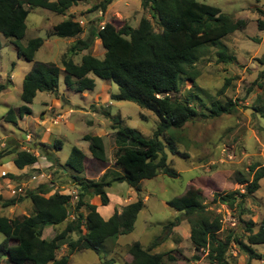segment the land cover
<instances>
[{"label":"rangeland","instance_id":"1","mask_svg":"<svg viewBox=\"0 0 264 264\" xmlns=\"http://www.w3.org/2000/svg\"><path fill=\"white\" fill-rule=\"evenodd\" d=\"M104 1L80 2L71 7L65 15L34 7L26 21V36L19 42L25 45L30 38L44 39V44L37 51L33 61L18 56L15 39L3 38V47L0 50V85L5 84L6 88L0 91V151L5 154L0 161L11 159L12 151L21 146L33 149L39 157L37 167H29L19 174L10 171L8 161L5 163V174L1 175L0 172V175L7 179L4 185L10 189L8 197H20L29 189L45 182L52 186L50 194L55 191L72 194L74 207L73 201H77L78 195L77 186L59 165L65 164L73 146H78L87 154L83 175L98 179L103 174V167L119 169L115 163L118 146L114 125L135 128L147 138L152 137L157 128L158 116L153 111L142 108L135 102L119 101L112 97L114 93L119 92V86L112 80L90 74L96 81V87L83 93L68 88L65 83L62 57L76 39L88 38L91 28H100L106 22H112L117 27L125 23L137 27L141 18L147 17L151 19L155 30L161 31L150 9L142 6V0H112L105 11L95 9L98 3ZM200 1L220 7L235 21L244 20L246 25L222 40L228 52L235 56L234 61H220L219 47L210 45L202 50L200 60L195 68H192L198 73L196 79L184 76L179 91L170 93L173 99H190L200 113L207 115L201 114L196 120L188 122L178 133L181 137L177 144L179 154H173L165 148L169 165L176 169L178 176L172 177L161 172L154 178L143 180L139 191L127 182H114L107 187L110 205L116 204L118 212H122L126 205L138 199L144 201L145 207L139 212L131 232L116 239H109L101 253L91 249L73 253L70 256V264H105V261L108 264H124L130 255L128 247L133 242L139 241L148 247L156 238L162 237L163 241L153 248L152 252L175 251L181 258L179 264H208L209 250H195L190 239L191 225L186 215L167 203L170 199L183 195L190 187L202 191L207 209L220 215L223 227L218 235L221 238L232 235L247 242L250 233L249 222H255L252 228L255 232L260 228L264 219V179L260 181V189L242 203L239 202V193L245 192V184L239 181L242 178L252 180V166L264 165V111L258 110V98L264 96V29L261 28V22L264 23V0ZM70 17L80 21L84 32L71 38L53 35L54 26ZM87 52L103 58L105 50L101 41L96 39L89 50L74 55V61L80 63L83 54ZM38 61L52 62L60 67L59 86L54 93H37L30 105L33 115L25 114L22 121L18 118L19 124L22 122L21 128L16 123L6 121L4 117L10 108L17 109L24 104L21 99L23 79ZM195 94L200 98H195ZM56 97L59 99L56 100ZM216 100L222 103L231 100L235 110L215 117L208 116L209 107ZM43 101L53 104L52 107L57 108V112H61L62 116L57 117L55 112H48L49 117L52 116V122H48L52 133L43 135L48 141L47 144H42L45 145L44 150L40 149L38 152L31 139H37L34 121L37 117L43 118L42 111L46 108ZM68 110L70 111L67 112ZM114 118L121 119L122 123L116 124ZM105 131L109 133L105 136L107 160L102 162L92 156L89 142L83 137L86 134L98 135ZM29 134L31 137L27 136ZM57 139L62 141L60 149L54 146ZM14 140L22 143L19 146ZM27 140H30L29 144ZM48 152L58 160L57 165L51 166ZM11 174L14 177H11ZM231 192L238 196L233 204L214 200L217 193L223 195ZM31 208L27 206L26 211L31 213ZM2 212L9 214L8 210ZM9 215L11 218L15 217ZM22 216L24 215L18 217ZM171 222L179 224L169 227ZM56 232L51 230L50 236ZM4 239L5 235L0 233V243ZM254 248L263 254V259L249 260L248 255L235 241L231 242L227 257L232 264H264V244H256ZM67 250V245H62L58 257L67 254ZM2 259L5 257L0 258V264H12Z\"/></svg>","mask_w":264,"mask_h":264},{"label":"trees","instance_id":"2","mask_svg":"<svg viewBox=\"0 0 264 264\" xmlns=\"http://www.w3.org/2000/svg\"><path fill=\"white\" fill-rule=\"evenodd\" d=\"M88 0H0V50L3 38L15 39L19 57L33 61L37 51L43 46L42 37L30 38L25 45L19 44L27 33V18L34 7L46 8L57 14L65 15L74 5ZM112 0L98 3L95 9L106 10ZM142 6L149 8L152 17L160 26L156 31L151 19L142 17L139 25L133 27L123 24L117 27L106 22L102 27L91 28L88 38H78L62 57L65 71V83L77 92L94 90L96 81L90 77L112 80L119 86V92L112 97L115 100H128L140 107L153 111L158 116V125L153 136L145 137L139 130L122 126L119 118H114L117 125L115 163L118 170L110 167L98 179L83 175L87 156L78 146H73L70 155L62 166L77 186V201L72 206L73 195L55 191L51 193L49 183H40L29 189L20 197H5L0 194V233L5 239L0 243V258H7L12 264H70V256L81 250H94L101 253L109 239L118 238L134 229L139 212L145 207L142 199L126 205L122 212L117 210L105 219L98 211V206L91 202L98 196L101 205L110 203L107 187L114 182H127L139 191L145 179L158 176L161 172L172 177L178 176L175 168L168 162L165 148L173 154H179L178 142L188 122L196 120L201 114L190 99H173L170 93H176L184 76L195 80L198 73L195 68L200 60L202 50L210 45L219 47V60L232 62L231 55L222 40L229 34L245 27L244 20L235 21L218 6L200 0H142ZM264 29V23L261 22ZM84 32V27L73 17L57 23L53 35L64 38L77 37ZM99 39L104 47L103 58L90 52L84 53L80 63L73 56L91 48L94 40ZM60 67L55 63L36 62L33 69L23 79L21 99L23 105L17 109L10 108L4 119L17 123L25 114H32L30 105L38 92H56L59 86ZM6 88L0 85V91ZM194 97L200 98L198 94ZM259 107L264 111V96H259ZM257 108V107H256ZM235 105L231 100L222 103L213 101L208 116L232 113ZM178 131V132H176ZM84 140L89 142L92 156L100 161L107 160L104 138L101 135L86 134ZM55 148L62 147L57 139ZM42 145L41 150H44ZM13 161L19 169H28L35 165L39 157L30 149H16ZM5 153H1L0 158ZM52 165L57 159L48 152ZM53 158V159H52ZM1 164V162H0ZM252 180L242 178L245 192L239 193L240 203L260 189L264 179V165L252 166ZM11 177L14 175L11 174ZM236 193H217L215 201L233 204ZM27 199L31 203V213L22 217L10 218L2 211ZM168 205L186 215L191 225L190 239L196 251L208 249V264H232L227 257L232 241H235L249 260L263 259L254 245L264 244V219L258 231H254L255 222L250 221L248 241L232 235L221 238L220 215L209 211L204 204L202 191L190 187L183 195L170 199ZM74 215L71 219L70 216ZM65 226L48 239L43 237L47 226ZM171 222L170 226L178 225ZM168 225L165 226L167 228ZM76 235V237L74 236ZM164 237L156 238L148 247L139 241L128 247L132 256L124 264H179L181 259L175 251L152 252ZM68 247L67 254L58 257L62 245ZM181 254V252L177 251ZM198 259L199 257L196 256ZM105 264H108L105 261Z\"/></svg>","mask_w":264,"mask_h":264},{"label":"crops","instance_id":"3","mask_svg":"<svg viewBox=\"0 0 264 264\" xmlns=\"http://www.w3.org/2000/svg\"><path fill=\"white\" fill-rule=\"evenodd\" d=\"M52 93V92H51ZM83 93V92H82ZM59 98H57L56 97V100H58ZM43 103H44V105H46V108H44V110L42 111V114H43V118L41 117H37V119H35V121H34V124H35V130L37 131V139H35V140H32L31 139V142H34V144H35V147H36V150L39 152L40 151V149L42 148V144L43 143H46L47 144V141H48V139H44V137H43V135H47V134H51L52 133V128L51 127H49L48 126V122L50 123V122H52V116L51 117H49V114L50 113H48V112H52V113H54L55 112V114H57L58 116L57 117H60V116H62V114H61V112H57V108H53L52 107V105L51 104H49V102L48 101H43ZM79 106V105H78ZM61 107V106H60ZM59 107V108H60ZM79 107H81V106H79ZM32 111H33V109H32ZM70 110H68L67 112H69ZM31 115H33V112H32V114ZM53 118H55L54 116H53ZM22 119H24V117L22 118ZM22 119H21V121H22ZM54 120H56V119H54ZM58 122V121H57ZM21 123L22 122H20V124H19V121L16 123L17 124V126L18 127H21L22 128V126H21ZM42 124H46V126H43ZM51 124H54V123H51ZM50 132V133H49ZM42 134V135H41ZM109 133L108 132H103L102 134H98V135H101L103 138H104V143H105V146L107 147V143H106V139H105V136L106 135H108ZM27 136H30L31 137V134H29V135H27ZM10 141H12V140H10ZM14 141H17V143L16 144H18L19 146H20V143H22V142H20V141H18V140H14ZM30 140H27V143L29 142ZM36 142V143H35ZM5 143V142H4ZM29 144V143H28ZM17 145V146H18ZM18 146V147H19ZM48 147V146H47ZM26 149V146H21V148H19V149ZM30 149V148H29ZM31 151L33 150V149H30ZM15 151V150H14ZM14 151H12L13 153H12V157H11V159H7L6 161H0L1 162V164H0V172H1V175H3V174H5V169H4V165H5V163L7 162V163H9V167H10V171L11 172H13V173H15V174H19V172L20 171H23L24 169H19L16 165H15V163H14V161H13V157H14ZM35 153V152H34ZM38 154V153H37ZM86 154V153H85ZM86 156H87V154H86ZM87 161V160H86ZM103 162V161H102ZM38 163L39 162H37L35 165H33L32 167H37L38 166ZM85 166H86V162H85ZM109 166H106V167H103V170H102V172L101 173H104L105 171H106V169L108 168ZM1 175H0V194H2L3 196H5V197H8V193H9V191H10V189H9V187H6L5 188V185H4V183H6V178L5 177H1ZM103 175V174H102ZM5 178V179H4ZM14 192V191H13ZM91 202L92 203H94V204H96L97 206H98V211L101 213V215L105 218V219H108L115 211H116V204L114 205V206H111L110 205V203L108 204V205H105V206H103V205H101L100 203H101V201H100V198L98 197V196H95L94 198H92V200H91ZM29 204V205H28ZM27 206H29L30 208H31V203L27 200V199H25V200H23L22 202H20V203H17V204H15V205H13V206H11V207H8V208H6V209H4V210H8V212H9V214H12V215H14L15 217H18V216H20V215H28L29 213L26 211V207ZM106 209V210H105ZM8 214V217H10L11 218V215H9ZM14 217V218H15ZM65 226V223H62V224H59V225H56V226H47L45 229H44V233H43V237H45V238H48V239H50V238H52L54 235H52V236H50V232H51V230H53L54 232H56V231H58V230H61L63 227ZM6 260H7V258H5ZM5 259H2V260H5ZM132 260V256L131 255H128V257L126 258V262H130ZM264 261V260H263ZM125 262V261H124Z\"/></svg>","mask_w":264,"mask_h":264},{"label":"built area","instance_id":"4","mask_svg":"<svg viewBox=\"0 0 264 264\" xmlns=\"http://www.w3.org/2000/svg\"><path fill=\"white\" fill-rule=\"evenodd\" d=\"M70 217L74 218V215H71Z\"/></svg>","mask_w":264,"mask_h":264}]
</instances>
